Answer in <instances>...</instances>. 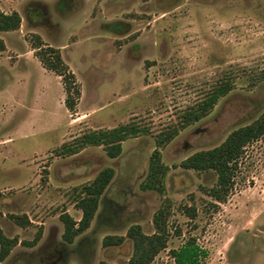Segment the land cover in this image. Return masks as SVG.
Segmentation results:
<instances>
[{
	"label": "rangeland",
	"instance_id": "obj_1",
	"mask_svg": "<svg viewBox=\"0 0 264 264\" xmlns=\"http://www.w3.org/2000/svg\"><path fill=\"white\" fill-rule=\"evenodd\" d=\"M58 1L0 0L2 11L22 16L19 30L0 32L5 45L0 50L4 232L29 241L42 229L58 238L64 229L60 215L68 210L80 219L82 212L74 204L78 193L102 169L113 167L115 177L88 232L96 247L93 264H128L133 242L128 239L115 251L104 248L103 239L126 235L136 223L152 234L154 215L166 198L173 202L172 236L153 264H178L172 251L191 238L205 252L201 264H264V137L246 147L224 203L207 194L217 183L215 171L174 166L220 145L264 113V0H71L73 15L66 18L58 16L65 13ZM70 4H63L66 12ZM47 9L54 14L53 24L43 22ZM30 11L37 14L32 17L36 21ZM34 34L60 49L76 74L82 98L74 113L65 105L61 78L36 57ZM135 45L140 50L128 58ZM228 70L236 75L234 89L208 117L162 149L163 161L171 167L165 196L143 190L156 134L202 99ZM128 123L147 126L152 133L125 141L117 158H110L103 146L69 157L57 153L85 132ZM187 207L196 208L194 219L185 214ZM10 214H27L33 224L21 228ZM59 248L45 242L33 255L24 251L30 248L17 246L2 264H33L34 258L43 264L39 258L58 256Z\"/></svg>",
	"mask_w": 264,
	"mask_h": 264
},
{
	"label": "trees",
	"instance_id": "obj_2",
	"mask_svg": "<svg viewBox=\"0 0 264 264\" xmlns=\"http://www.w3.org/2000/svg\"><path fill=\"white\" fill-rule=\"evenodd\" d=\"M21 24L22 16L19 12L6 13L0 9V32L19 30ZM31 43L35 55L43 67L61 78L66 91L65 105L71 113H74L82 98V89L76 74L64 60L60 49L45 44L40 35L34 34ZM4 47V42L0 39V50ZM235 80L234 71H226L202 99L186 109L175 122L170 123L168 127L156 134V149L150 157L148 174L142 185L143 190H154L165 196L166 177L171 167L163 161L162 149L173 142L183 130L208 117L217 103L234 89ZM151 133L149 127L137 123H128L112 129L91 130L77 137L74 141L63 144L57 153L59 156L69 157L91 146H103L110 158H117L123 152L125 141L141 134L148 135ZM262 137H264V113L251 124L235 129L220 145L197 151L174 166L196 172L215 171L218 175L217 183L207 194L217 202L224 203L234 186L238 162L245 153L246 147ZM115 174L116 171L113 167H106L100 171L92 183L80 190L75 201L76 207L83 213L79 221L67 212L60 215V220L64 224L63 243L61 245L69 248L74 244L77 237L91 228L103 196L110 187ZM172 207V200L166 198L165 203L154 215L155 231L152 234H147L142 225L136 223L129 227L126 235L105 236L103 246L105 248L121 246L127 239H130L133 242V253L128 264H153L159 254L169 246L172 236L170 230ZM196 213V208H186L185 214L192 219L196 217ZM9 218L21 228H28L33 224L27 214H10ZM180 232L177 230L178 234ZM42 234L41 229L36 233L34 240L22 241L21 244L34 247L41 239ZM19 244L18 237L7 236L0 226V264L9 262L14 249ZM202 254L205 252L201 251L195 238L189 239L182 248L172 251V255L178 264H201ZM99 264L115 263L102 260Z\"/></svg>",
	"mask_w": 264,
	"mask_h": 264
},
{
	"label": "crops",
	"instance_id": "obj_3",
	"mask_svg": "<svg viewBox=\"0 0 264 264\" xmlns=\"http://www.w3.org/2000/svg\"><path fill=\"white\" fill-rule=\"evenodd\" d=\"M47 70V69H46ZM76 201V199H75ZM75 206H76V202H74ZM101 205V204H100ZM78 209V208H77ZM79 210V209H78ZM81 211V210H80ZM99 211V210H98ZM70 214V212L68 210L64 211ZM82 212V211H81ZM71 215V214H70ZM83 215V213H82ZM99 215V212H97V215L95 217V219H97ZM72 216V215H71ZM74 217V216H73ZM82 218V217H81ZM80 218V219H81ZM31 219V217H30ZM76 219V218H75ZM80 219H76L77 221H79ZM94 219V220H95ZM31 221L33 222V220L31 219ZM94 222V221H93ZM93 225V223H92ZM92 227V226H91ZM91 229V228H90ZM88 229L85 233H83L82 235H80L79 237H77V239L75 240L74 244L71 245L69 248L65 247L63 245H61V243H63V239H62V235L64 233V229L60 230V233L58 232L57 236H59L58 238H54V235H50L51 233H49V231H43L42 237L39 240V242L37 243L36 246L34 247H28V246H24L27 248H30L28 250H24L25 252L29 253V254H35V252L40 251V248L42 247L43 243H52L55 244L57 247H60L58 250L56 249L55 252L58 253V251H61V253L58 256H54L51 257L50 259H46L44 255H42L43 257L39 258V261L43 264H71V263H75V264H93L94 261V257H95V250L96 247L94 246L95 242H94V238L89 235L88 232H90ZM4 230V229H3ZM39 231V230H38ZM35 232V236L36 233ZM6 234V233H5ZM127 234V233H126ZM7 235V234H6ZM110 235H115V234H110ZM117 235H122V234H117ZM8 236V235H7ZM10 237V236H9ZM17 237V236H15ZM19 238V237H18ZM35 239V238H34ZM33 239V240H34ZM20 240V244L18 246H23L21 244L22 241H28V240ZM128 240V239H127ZM126 240V242H127ZM32 241V240H29ZM44 241V242H43ZM42 242V243H41ZM125 242V243H126ZM103 243V242H102ZM124 243V244H125ZM123 244V245H124ZM122 246V245H121ZM105 248V247H104ZM113 248V250H118L120 248V246L117 247H111ZM107 249V248H106ZM77 251V252H76ZM54 252V251H53ZM76 252V253H75ZM33 260V264H36L37 260L32 259ZM31 260V261H32ZM113 263V262H112ZM99 264V263H98ZM116 264V263H115Z\"/></svg>",
	"mask_w": 264,
	"mask_h": 264
},
{
	"label": "flooded vegetation",
	"instance_id": "obj_4",
	"mask_svg": "<svg viewBox=\"0 0 264 264\" xmlns=\"http://www.w3.org/2000/svg\"><path fill=\"white\" fill-rule=\"evenodd\" d=\"M70 2L71 4H70V6H71V9H70V11H68V12H66L65 11V6H63V4L65 3V2ZM60 0V1H58V3L57 4H59V8L60 9H62L65 13H60V14H58V12H56L57 14H58V16L59 17H62V18H66V17H68V16H71V15H73V14H69V13H72V10H73V7H72V4H73V1H71V0ZM76 1H81V0H76ZM56 6V5H55ZM81 8V7H80ZM79 8V9H80ZM58 9V8H57ZM33 10V9H32ZM77 10H78V8H77ZM56 11V10H55ZM74 12H76V10L74 11ZM44 15H46L45 16V21H43L44 23H47V24H51L52 22H53V18H54V14L53 13H51L48 9H47V11L45 12V14ZM29 16L32 18V17H34V16H36L37 17V14L35 13V11L33 12V13H31V11L29 12ZM33 19V18H32ZM36 19L37 18H34L33 20H35L36 21ZM53 24V23H52ZM121 24V23H120ZM121 25H124V26H127L128 24H126V23H122ZM112 26V25H111ZM138 45H135L133 48H129L128 49V51H127V54H126V56L128 57V58H130V57H132L131 56V52H137V51H139L140 49H138Z\"/></svg>",
	"mask_w": 264,
	"mask_h": 264
}]
</instances>
